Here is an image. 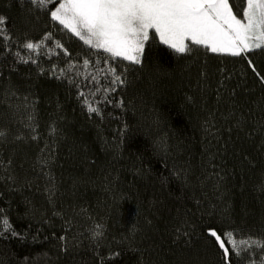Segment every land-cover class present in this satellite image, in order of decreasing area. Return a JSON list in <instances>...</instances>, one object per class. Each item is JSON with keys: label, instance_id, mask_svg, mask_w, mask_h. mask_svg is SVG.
<instances>
[{"label": "trees", "instance_id": "1", "mask_svg": "<svg viewBox=\"0 0 264 264\" xmlns=\"http://www.w3.org/2000/svg\"><path fill=\"white\" fill-rule=\"evenodd\" d=\"M0 17V264H224L209 228L264 242V83L248 64L264 75V52L156 38L133 64L32 0H0Z\"/></svg>", "mask_w": 264, "mask_h": 264}, {"label": "snow or ice", "instance_id": "2", "mask_svg": "<svg viewBox=\"0 0 264 264\" xmlns=\"http://www.w3.org/2000/svg\"><path fill=\"white\" fill-rule=\"evenodd\" d=\"M32 3L47 11L52 21L88 47L133 64L142 62L146 43L156 38L178 54L191 52V45L234 57L247 56L257 50L264 52V0H245L242 16L233 10L234 0L232 3L230 0H57L54 10L47 7L52 0H32ZM3 23L4 18L0 17V24ZM47 38H51L50 34ZM23 47L35 52L43 44L26 42ZM56 47L63 49L65 55H71L62 44ZM90 63L88 59L83 60V67L87 69ZM248 64L264 83V75L257 71L253 61L248 60ZM105 71L112 76L113 85L124 83L115 68ZM91 79L99 84L97 76ZM99 90L98 86L96 91ZM105 91H115V88ZM80 95L89 113L99 112L83 92ZM0 224L5 230L10 227L6 218L0 219ZM208 235L221 250L224 264H232L233 254L240 256L253 246L264 251V242L253 240L251 236L238 238L239 233H219L213 228L208 229Z\"/></svg>", "mask_w": 264, "mask_h": 264}]
</instances>
